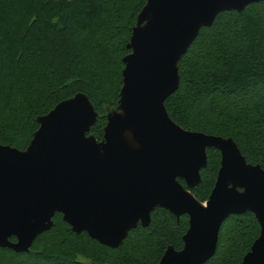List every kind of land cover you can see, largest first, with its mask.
Wrapping results in <instances>:
<instances>
[{
    "label": "water",
    "instance_id": "95a60500",
    "mask_svg": "<svg viewBox=\"0 0 264 264\" xmlns=\"http://www.w3.org/2000/svg\"><path fill=\"white\" fill-rule=\"evenodd\" d=\"M259 2L145 0L122 59L118 106L107 112L100 141L89 134L98 114L78 93L37 119L25 150L0 144V248L28 252L59 213L74 234L115 249L162 208L176 220L187 216L188 228L182 249L167 247L158 264H204L222 223L249 212L259 235L239 264H264V170L247 163L231 138L184 130L164 107L178 89V61L200 29ZM207 149L219 152L220 167L203 204L191 190Z\"/></svg>",
    "mask_w": 264,
    "mask_h": 264
},
{
    "label": "trees",
    "instance_id": "16d2710c",
    "mask_svg": "<svg viewBox=\"0 0 264 264\" xmlns=\"http://www.w3.org/2000/svg\"><path fill=\"white\" fill-rule=\"evenodd\" d=\"M144 3L0 0V144L25 150L37 119L78 93L98 114L89 134L100 141L106 112L118 106L122 59ZM177 68L178 89L164 102L170 119L187 131L231 138L247 163L264 170V2L218 14ZM219 167V152L207 149L201 181L191 190L200 202ZM53 222L26 253L0 248V264H158L167 247L182 249L188 228L187 216L176 220L156 208L147 227L131 230L112 249L71 232L59 213ZM258 235L252 213L229 216L204 264H239Z\"/></svg>",
    "mask_w": 264,
    "mask_h": 264
},
{
    "label": "rangeland",
    "instance_id": "374dc122",
    "mask_svg": "<svg viewBox=\"0 0 264 264\" xmlns=\"http://www.w3.org/2000/svg\"><path fill=\"white\" fill-rule=\"evenodd\" d=\"M135 26V25H134ZM82 94V93H81ZM76 95V94H75ZM85 95V94H84ZM73 97V96H72ZM67 100V99H66ZM57 105V104H56ZM109 111H111V110H109ZM108 112V111H107ZM107 112H106V114H107ZM34 134V133H33ZM33 136V135H32ZM224 138V137H223ZM31 141V140H30ZM30 143V142H29ZM204 204V203H203ZM183 216H185V215H183Z\"/></svg>",
    "mask_w": 264,
    "mask_h": 264
}]
</instances>
